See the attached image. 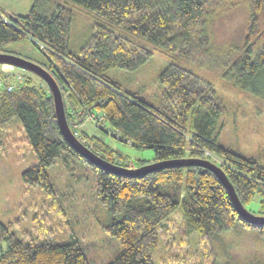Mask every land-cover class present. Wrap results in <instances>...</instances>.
Returning a JSON list of instances; mask_svg holds the SVG:
<instances>
[{"label":"trees","instance_id":"1","mask_svg":"<svg viewBox=\"0 0 264 264\" xmlns=\"http://www.w3.org/2000/svg\"><path fill=\"white\" fill-rule=\"evenodd\" d=\"M242 4L248 10L247 35L241 49L225 62L220 76L264 98V42L257 48V43L264 41V0H34L25 15L0 8V53L13 54L10 47L25 40L37 46L48 64L34 62L56 80L73 132L75 125L94 116L91 122L95 129L108 138L154 152L152 159H139L138 168L175 159L209 160L226 173L243 207L264 218V166L221 143L224 123L219 125L218 120L227 106L212 83L177 63L205 64L210 56L208 23L221 14L223 6ZM73 7L100 19L78 52L70 45ZM156 50L174 61L160 74L162 100L153 105L140 94L125 90L109 71L138 70ZM29 73L22 74L23 82L13 90L0 87V131L13 118L20 119L24 140L37 157L23 174L28 187L53 192L46 168L59 162L68 167L80 161L96 172V210L100 216L94 213V219H99L105 236L121 245L106 264H158L154 254L162 237L185 254L170 257L172 264H231L218 253V242L238 229L254 228L264 234V224L247 222L223 183L204 167L174 166L139 177L96 167L64 138L50 87ZM77 130L78 138L104 160L137 168L129 155L103 138L78 126ZM51 207L64 214L57 198ZM101 214L106 215L105 220H100ZM175 215L182 220L183 244L172 236L177 230ZM0 264L90 262L77 242L40 241L30 233L19 237L13 224L0 221Z\"/></svg>","mask_w":264,"mask_h":264},{"label":"rangeland","instance_id":"2","mask_svg":"<svg viewBox=\"0 0 264 264\" xmlns=\"http://www.w3.org/2000/svg\"><path fill=\"white\" fill-rule=\"evenodd\" d=\"M33 4L34 0H0V8L9 14H28ZM73 10L70 45L72 51L78 52L90 40L93 26L100 19L80 8L73 7ZM247 29L248 10L244 4L236 8L223 6L221 14L208 23L210 56L205 64L183 60H177V63L212 83L217 96L227 106V112L218 120L219 125L224 123L219 135L221 143L246 157L254 158L264 166V98L239 89L220 76L225 62L244 44ZM263 42L260 40L257 48ZM10 50L20 57L48 64L45 55L30 40L16 43ZM172 60L165 52L156 50L152 58L138 70L114 68L109 71V76L125 90L138 93L149 103L158 105L163 90L159 77ZM13 74L30 73L0 63L1 77ZM94 120V116L90 117L84 124L77 126L89 134H96L113 148L129 155L136 162L137 168L139 159L149 160L154 157L152 150H138L131 144L110 139L95 130L91 123ZM0 138V221L13 224V231L19 237L30 233L40 241L49 240L57 244L77 242L87 254L90 264H106L114 259L121 245L105 236L97 223L99 219H94V213L100 216L96 210V172L80 161L68 167L59 162L46 168L54 184L53 192L40 186L28 187L24 183L23 174L36 163L37 157L24 140L25 134L18 117L13 118L0 131ZM56 198L65 210L64 214L52 209L51 203ZM105 219L106 215L101 214L100 220ZM174 220L177 230L172 231V236L183 244L182 220L179 215H175ZM217 246L221 257L231 264H264V234L254 228L247 231L238 229L218 242ZM179 255L185 254L178 252L177 245L172 247L165 237L161 238L154 254L158 264H172L170 257Z\"/></svg>","mask_w":264,"mask_h":264},{"label":"water","instance_id":"3","mask_svg":"<svg viewBox=\"0 0 264 264\" xmlns=\"http://www.w3.org/2000/svg\"><path fill=\"white\" fill-rule=\"evenodd\" d=\"M0 63L10 64L22 68L24 70L33 72L48 84L53 95L56 118L62 135L69 142L73 149H75L80 155H82L85 159L94 164L96 167L101 168L102 170L107 171L109 173L119 174L127 177L144 176L146 174L174 166L204 167L206 169L211 170L223 183V185L229 192V195L232 199L233 204L236 207V210L247 222L253 224H264V218L252 215L243 207L236 193V190L233 184L230 182L229 178L227 177L226 173L222 170L220 166L210 162L209 160L175 159L147 164L136 169L123 168L104 160L103 158L95 154L89 147H87L70 128L66 118V110L64 106L62 92L54 77L43 66L18 55L7 53H0Z\"/></svg>","mask_w":264,"mask_h":264},{"label":"built area","instance_id":"4","mask_svg":"<svg viewBox=\"0 0 264 264\" xmlns=\"http://www.w3.org/2000/svg\"><path fill=\"white\" fill-rule=\"evenodd\" d=\"M23 80H24V76L22 74L8 75L6 77V79L0 77V87L1 86H7L13 90L19 84H21L23 82ZM73 128L75 129V135L77 136V134H78L77 126L75 125Z\"/></svg>","mask_w":264,"mask_h":264},{"label":"crops","instance_id":"5","mask_svg":"<svg viewBox=\"0 0 264 264\" xmlns=\"http://www.w3.org/2000/svg\"><path fill=\"white\" fill-rule=\"evenodd\" d=\"M92 123V122H91ZM93 124V123H92ZM94 125H92V127H93ZM94 128V127H93ZM96 130V129H95Z\"/></svg>","mask_w":264,"mask_h":264},{"label":"clouds","instance_id":"6","mask_svg":"<svg viewBox=\"0 0 264 264\" xmlns=\"http://www.w3.org/2000/svg\"><path fill=\"white\" fill-rule=\"evenodd\" d=\"M74 134H75V132H74ZM78 137V136H77ZM81 140V139H80Z\"/></svg>","mask_w":264,"mask_h":264}]
</instances>
